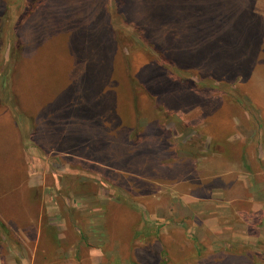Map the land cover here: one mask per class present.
Listing matches in <instances>:
<instances>
[{
	"label": "rangeland",
	"instance_id": "obj_1",
	"mask_svg": "<svg viewBox=\"0 0 264 264\" xmlns=\"http://www.w3.org/2000/svg\"><path fill=\"white\" fill-rule=\"evenodd\" d=\"M163 1L0 0V264H264V0Z\"/></svg>",
	"mask_w": 264,
	"mask_h": 264
},
{
	"label": "trees",
	"instance_id": "obj_2",
	"mask_svg": "<svg viewBox=\"0 0 264 264\" xmlns=\"http://www.w3.org/2000/svg\"><path fill=\"white\" fill-rule=\"evenodd\" d=\"M165 1V0H164ZM163 1V4L162 5H160V4H157L156 5V8H155V10H157V11H155V13L156 12H158V11H162V13L164 12V13H166L167 11H169V7L171 8V7H173V5L176 7V4L177 5H179L180 4V2H181V0H175V1H173L172 2V0L171 1H166V2H164ZM171 3L172 4V6L169 4V3ZM169 4V5H168ZM160 15H162L161 13H160ZM16 56H14V57H12V59H16L15 58ZM160 227H163V225H159L158 226V228H160ZM142 231H143V233H141V232H136V233H134V235H139V234H142V235H149L150 234V232H151V230H150V228H148V227H143V229H142ZM186 237V240L187 241H190V242H193L195 245H197V240H196V238L194 237V236H192V235H186L185 236ZM198 246V245H197ZM172 249H173V247H171ZM197 254H199L200 255V248H198L197 249ZM172 254H173V252L172 251H170V249L169 248H166V247H164L163 246V248H162V251H161V258L159 259V262H158V264H168V262L169 261H171V259H172ZM236 256H239L240 258H243V259H247V257L246 256H243V255H236ZM129 263L130 264H139L137 261H136V259L135 258H129Z\"/></svg>",
	"mask_w": 264,
	"mask_h": 264
}]
</instances>
